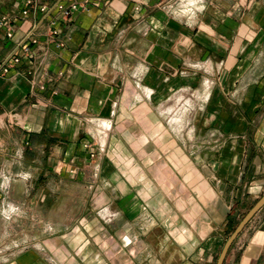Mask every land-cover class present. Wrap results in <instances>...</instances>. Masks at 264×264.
Instances as JSON below:
<instances>
[{
    "label": "crops",
    "instance_id": "1",
    "mask_svg": "<svg viewBox=\"0 0 264 264\" xmlns=\"http://www.w3.org/2000/svg\"><path fill=\"white\" fill-rule=\"evenodd\" d=\"M175 1L91 0L58 20L61 48L47 44V17L34 65L0 76V211L23 207L44 225L41 248L15 264H213L241 207L263 195L264 4L200 0L179 17ZM23 7L0 0V16ZM35 20L0 34V54ZM182 90L216 114L180 141L162 114ZM224 264H264V207Z\"/></svg>",
    "mask_w": 264,
    "mask_h": 264
},
{
    "label": "rangeland",
    "instance_id": "2",
    "mask_svg": "<svg viewBox=\"0 0 264 264\" xmlns=\"http://www.w3.org/2000/svg\"><path fill=\"white\" fill-rule=\"evenodd\" d=\"M200 0H176L175 1V7L173 8L179 17H183L186 13H192L196 12L197 9L200 7ZM261 2L264 4V0H261ZM264 67L263 64L260 65V68ZM249 78V77H248ZM245 83H249V80L247 79ZM204 100L203 98L198 96L195 91L186 92L184 90L179 91L175 94H173L170 97V100L168 101V104L172 105L175 110L170 112V114H162V116L167 121H173L174 130L176 131L177 135L179 136L180 141L184 140L185 138L188 139V136L191 134L192 137L195 139V136H199L201 134L205 133V129H201V121L202 120H212L214 118V115L216 113L211 112H203L200 110V107L203 105ZM190 104L192 105L191 110H185L184 105ZM231 115V113H229ZM249 111H245L242 113V116L245 115V117H249ZM191 119V121L196 125L197 128H194L191 133H189L188 128H184L183 125L187 123ZM202 131V133H201ZM192 144V150L195 151L197 146L199 144H196V140H193ZM182 145H177V148L179 149ZM188 148L190 149V145H188ZM170 164L175 165L176 167H183L184 166V160L181 158V156L177 155L176 159H172L169 161ZM72 187L67 190L64 197L61 199V207L65 205H70L71 200L69 199L71 196ZM264 193V191H263ZM262 193V194H263ZM262 196V195H261ZM255 203V200L248 201L241 207V212L236 219V222L234 224V227L236 224L239 223V221L244 217V215L248 212V210L251 208V206ZM60 209V208H59ZM65 211H71V208H68L65 206L62 208ZM29 210V209H28ZM24 209L23 207L20 208H9L5 207L2 208L0 211V264H15L16 260L19 258H22V255L20 254L24 252L25 250L31 249L33 247H38V249L41 248L40 243L42 241H39L38 238L42 234L43 231V224H33V223H26L24 217ZM60 211V210H59ZM58 211V212H59ZM14 212L15 217H19L17 221L13 222L10 221L11 216L9 214H12ZM20 212V214H18ZM16 213V214H15ZM12 214V216H13ZM61 215V214H56ZM44 216H47L44 214ZM67 233H72V225H66ZM230 234L226 235L225 239L223 240L221 246L219 247L216 256L214 257L213 264H216L217 258L221 252V249L226 241V239L229 237ZM33 237V238H32ZM37 237V239H35ZM32 238V239H31ZM64 248V247H63Z\"/></svg>",
    "mask_w": 264,
    "mask_h": 264
},
{
    "label": "built area",
    "instance_id": "3",
    "mask_svg": "<svg viewBox=\"0 0 264 264\" xmlns=\"http://www.w3.org/2000/svg\"><path fill=\"white\" fill-rule=\"evenodd\" d=\"M91 3L96 4L91 0H68V2L54 0L53 3H49L48 0H24V7L21 10L0 16V34L8 40L14 38L20 22L26 21L31 16H36L32 28L26 32L16 46L21 48V53L17 52L15 47L5 55L0 54V76H8L12 68L21 63L34 65L39 55V49L46 48V44H43L36 35L37 27L45 18L49 17L47 44L50 43L61 48L64 46V42L62 31L57 27L58 20H69L75 12L87 8Z\"/></svg>",
    "mask_w": 264,
    "mask_h": 264
},
{
    "label": "water",
    "instance_id": "4",
    "mask_svg": "<svg viewBox=\"0 0 264 264\" xmlns=\"http://www.w3.org/2000/svg\"><path fill=\"white\" fill-rule=\"evenodd\" d=\"M264 207V193L263 195L256 201V203L248 210V212L244 215V217L239 221L235 229L226 239L221 252L217 258L216 264H224L226 257L238 236L242 233L245 227L249 224V222L255 217V215Z\"/></svg>",
    "mask_w": 264,
    "mask_h": 264
}]
</instances>
